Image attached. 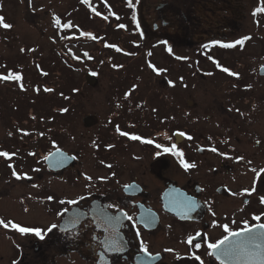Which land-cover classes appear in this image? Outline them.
I'll return each instance as SVG.
<instances>
[{
  "label": "flooded vegetation",
  "instance_id": "1",
  "mask_svg": "<svg viewBox=\"0 0 264 264\" xmlns=\"http://www.w3.org/2000/svg\"><path fill=\"white\" fill-rule=\"evenodd\" d=\"M174 7L168 2L153 7L152 38L167 49L171 18L182 16L187 22L191 17L177 14L182 6ZM246 36L252 39V33ZM259 51L233 52V72L239 74L233 85L213 91L204 85L199 101L186 97L179 105L175 86H148L150 101L139 102L145 111L136 109L134 117L129 113L136 124L129 136L120 134L128 128L125 122L120 133L111 135L110 110L104 128L90 139L92 149L81 148V142L67 149L55 128L44 134L34 164L22 156L17 160L19 152L33 146L34 134L19 142L8 134L0 141L12 166L0 161V219L40 228L44 239L0 225V264H221L207 245L227 235L224 224L238 231L245 221L249 227L264 223V50ZM254 60L260 63L254 65ZM107 103L117 117L128 115L121 102ZM94 121L87 126L82 118L86 129H94ZM16 143L15 153L11 147ZM55 149L69 155L66 165H48L44 157ZM13 170L22 178L16 179ZM105 214L120 217L119 222H106ZM256 215L260 221L253 219ZM52 224L57 228L47 231ZM113 240L120 251L111 249Z\"/></svg>",
  "mask_w": 264,
  "mask_h": 264
},
{
  "label": "rangeland",
  "instance_id": "2",
  "mask_svg": "<svg viewBox=\"0 0 264 264\" xmlns=\"http://www.w3.org/2000/svg\"><path fill=\"white\" fill-rule=\"evenodd\" d=\"M159 2L182 6L177 14L191 15L187 22L182 16L171 18L173 26H167L173 34L168 38L171 52L152 38L153 7ZM259 5L260 0H132V6L128 0H31L30 4L29 0H0V16L13 25L10 30L0 26V74L11 71L22 77L19 82H0V141L8 134L17 142L25 132L34 134L33 146L19 152L17 160L22 156L37 164L44 134L55 128L61 133H57L59 141L71 150L80 142L85 150L93 148L90 139L104 128L110 110L113 137L121 132L123 122L126 132L134 130L131 116L137 115L136 109L145 111L139 102L150 101L148 86H175L180 105L186 97L199 101L204 85L209 91L233 85V76L222 71L227 67L233 72V52L264 50V13L253 16ZM69 22L72 27L65 28ZM120 24L125 27L119 28ZM82 31L96 39L81 36ZM249 33L252 39L242 48L221 46ZM184 36L188 39L180 43ZM109 99L121 102L128 115L117 117L115 109L107 107ZM156 103L160 106V101ZM61 108L67 111L61 113ZM86 115L96 119L94 129L83 126ZM17 145L11 147L15 153ZM0 161L6 168L11 163L5 157Z\"/></svg>",
  "mask_w": 264,
  "mask_h": 264
},
{
  "label": "snow or ice",
  "instance_id": "3",
  "mask_svg": "<svg viewBox=\"0 0 264 264\" xmlns=\"http://www.w3.org/2000/svg\"><path fill=\"white\" fill-rule=\"evenodd\" d=\"M86 2V0H85ZM31 3V0H29V4ZM128 3L130 6H132V0H128ZM95 11V9H93ZM259 13H264V0H260V5L256 7L253 11V16H256ZM97 15H100V13H96ZM105 20L108 19L107 16L104 17ZM56 23L59 24V18H56ZM0 26H2L3 29H11L13 27L12 24L5 22V17L0 16ZM65 28L72 27L71 22L66 23L64 25ZM119 28H124L125 26L123 24L118 25ZM81 36L85 37H91L92 39H96L95 36L92 35L90 32H81ZM250 39V37H243L242 39H238L233 43H223L221 44L220 41H212L213 44H221L222 47L224 48H233L236 45H243L245 40ZM110 47H116L115 45H109ZM205 47H208V45H205ZM29 51H32V49H28ZM117 51H120L119 48L116 49ZM21 52H24L25 49L21 48ZM169 52H171V49H168ZM87 55V53H85ZM177 59H186L185 57H177ZM211 59V57H209ZM217 67H221V65L217 62L216 64ZM39 67V65H37ZM114 67H116L114 65ZM222 71L225 73H228L231 76H238L239 74L236 72L230 71L229 68L223 67ZM45 75L47 73H44ZM22 80V77L19 73H13L11 71L8 72L7 75L0 74V82H7V81H16L19 82ZM19 87L23 90V84L21 83ZM248 87H251L249 85ZM44 91L50 92L52 89L45 88ZM61 111H67V109H62ZM117 131H119V128H117ZM27 135L28 133H24ZM123 136H129V133L127 132H121L120 133ZM180 135H184V133H180ZM133 140H140L141 137L137 135H132L130 137ZM147 143H152V141H145ZM108 147H112L109 145ZM173 148H175V145H173ZM171 149H165V151H170ZM212 151H216V149H212ZM53 155L52 153H49V156ZM57 156H60L61 154L59 153V150H57L56 153ZM0 157H5V158H10V154L7 151H0ZM44 159H48V157H44ZM242 159V158H239ZM58 163H62V159L57 161ZM190 166L194 165H188L184 164L185 168H188ZM9 167H12L9 165ZM108 167H111V165H108ZM255 171V170H254ZM261 171H264L262 169ZM12 175L16 177V179H21L22 177L17 174L15 170H13ZM88 180H91L92 177L88 176ZM100 179H106V177H101ZM126 189L130 188L131 185H125L124 186ZM245 192L249 191L248 189H244ZM48 200H53L54 197L48 196ZM83 199V197H81ZM61 203H64V201H61ZM68 204H76V200H68ZM261 203H264V197H261ZM109 207H112V205H109ZM27 211V209H25ZM64 211H67V209H64ZM125 216L127 214L125 213ZM120 217L118 216H107L105 214V220L108 223H115L119 222ZM128 220H132L133 218L131 216H127ZM254 220L260 221L261 220V215H256L253 217ZM0 225H2L4 228H8L11 226L13 229L18 231L21 234H28L32 233L35 236L39 237L40 239H44V233L40 228H33V227H24L21 226L20 224L13 223L11 221L5 222L3 219H0ZM224 231L227 233V235L223 236L222 239H219L215 241L214 243H209L207 246L209 249L213 250L210 252V255L216 256L217 259L221 260V264H225V262H231L233 260L240 261L241 264H264V223H259V224H253L250 227L247 224V221H245V227L241 228L238 231H233L229 228V225L224 224L223 226ZM57 228L56 224H52L50 228H48L47 231H51L52 229ZM139 235V233H137ZM199 235V233H197ZM230 238H235V239H230ZM188 242H192V237L188 238ZM111 249L114 251H120L121 246L119 245L118 241L113 240L111 244ZM199 247V245H197ZM141 251L147 253L148 249L147 247L141 242L140 245ZM167 251H171V249H168ZM223 258V259H221ZM199 259V257H197ZM13 264H16L15 261H13Z\"/></svg>",
  "mask_w": 264,
  "mask_h": 264
},
{
  "label": "water",
  "instance_id": "4",
  "mask_svg": "<svg viewBox=\"0 0 264 264\" xmlns=\"http://www.w3.org/2000/svg\"><path fill=\"white\" fill-rule=\"evenodd\" d=\"M94 122L95 121H94L92 116H85L83 118V123L85 125H87V126L93 124ZM57 150H59V153L61 154L60 156L56 155ZM51 153L53 155H51V156L48 155V159L46 161H47L48 165L50 167H52V168H56V167H60L62 165H66L68 163V161L70 160L69 155L66 152H64L63 150H61V149H55ZM61 159H62V163H58L57 161H59ZM230 239H235V238H230ZM226 263L227 264H232V261L231 262H226Z\"/></svg>",
  "mask_w": 264,
  "mask_h": 264
},
{
  "label": "trees",
  "instance_id": "5",
  "mask_svg": "<svg viewBox=\"0 0 264 264\" xmlns=\"http://www.w3.org/2000/svg\"><path fill=\"white\" fill-rule=\"evenodd\" d=\"M63 108H61L60 110H62ZM65 109H67V108H65ZM64 111H61V113H63Z\"/></svg>",
  "mask_w": 264,
  "mask_h": 264
}]
</instances>
